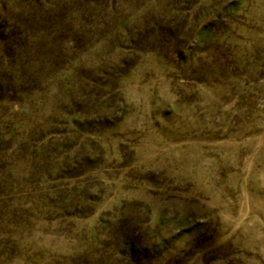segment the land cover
<instances>
[{
	"label": "rangeland",
	"instance_id": "rangeland-1",
	"mask_svg": "<svg viewBox=\"0 0 264 264\" xmlns=\"http://www.w3.org/2000/svg\"><path fill=\"white\" fill-rule=\"evenodd\" d=\"M0 264H264V0H0Z\"/></svg>",
	"mask_w": 264,
	"mask_h": 264
}]
</instances>
